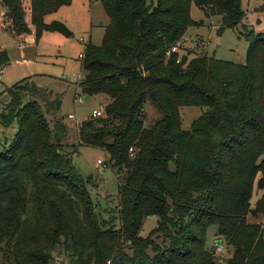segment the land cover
Segmentation results:
<instances>
[{
	"label": "trees",
	"instance_id": "16d2710c",
	"mask_svg": "<svg viewBox=\"0 0 264 264\" xmlns=\"http://www.w3.org/2000/svg\"><path fill=\"white\" fill-rule=\"evenodd\" d=\"M100 2L109 22L99 45L85 43L79 84L85 95L107 101L101 116L76 127L77 144L64 141L69 126L59 95L27 79L7 88L0 124L16 123L17 131L0 142L4 263L50 264L62 245L77 264H217L214 247L206 246L214 225L231 251L222 264H264V193L252 203L254 188L264 189V32H247L243 63L208 53L167 55L205 18L219 19L217 34L242 24V0ZM71 3L0 0V12L19 38L33 27L37 42L53 30L45 16ZM192 5L203 20L191 17ZM8 61L0 47V68ZM147 102L162 115L146 127ZM182 106L204 108L188 130ZM81 145L105 153L119 181L116 211L93 199L92 175L72 164ZM151 216L157 224L143 237Z\"/></svg>",
	"mask_w": 264,
	"mask_h": 264
},
{
	"label": "rangeland",
	"instance_id": "374dc122",
	"mask_svg": "<svg viewBox=\"0 0 264 264\" xmlns=\"http://www.w3.org/2000/svg\"><path fill=\"white\" fill-rule=\"evenodd\" d=\"M264 0H242V8L246 18L242 24L235 28L226 29L217 34L219 19L216 16L205 18L201 26L188 28L182 45L185 49L179 52H187L189 58L208 53L216 58L232 61L245 62L249 41L246 34L264 32V12L259 7ZM0 6V10H1ZM26 19L30 21V10L26 7ZM191 17L194 20H203L204 12L201 8L192 5ZM53 20L62 22L70 31L65 36L57 31H44L39 40L35 42L32 35L19 38L9 29L10 22L0 12V47L8 52L9 61L2 66L3 73L0 77V109L8 99L7 88L19 83L23 79L27 82L33 81L38 87L48 89L61 97L59 113L65 117L69 126L68 133L64 139L66 143L77 144L76 127L91 116L95 109H99L107 101L102 94H95L77 101V95L85 97L80 89V81L84 72L80 66L79 54L84 51L85 43L89 40L95 45L102 41L105 26L109 22L100 0H72L70 5L61 6L57 11L45 16L44 21L51 24ZM31 39V40H29ZM79 87V88H78ZM204 108L199 106L180 107L181 126L188 130L191 123L197 118ZM74 118H68V114ZM161 112L151 103L147 102L144 109V125L161 117ZM17 131V124L3 127L0 124V142L8 140ZM106 160L103 150L81 145L78 151L72 155V164L79 172L91 177L90 188L93 199L103 205L109 211H116L118 206L119 181L114 171L98 163ZM105 163V162H104ZM264 189L254 188L252 203L261 197ZM155 217H147L143 222L140 235L145 237L156 226ZM219 241L222 252L218 255L220 263L231 255L225 240L217 237V227L212 225L206 231V246L208 249L214 247ZM52 262L50 264H77L76 260L66 252L62 245H57L52 250ZM0 264L4 263L0 253Z\"/></svg>",
	"mask_w": 264,
	"mask_h": 264
},
{
	"label": "built area",
	"instance_id": "2783aa9c",
	"mask_svg": "<svg viewBox=\"0 0 264 264\" xmlns=\"http://www.w3.org/2000/svg\"><path fill=\"white\" fill-rule=\"evenodd\" d=\"M184 43H185V40L182 39V40L179 42V46H177V45H176V46H172V47L170 48V50L166 52V54L169 55V53H170L171 51H177V52H180L181 49H182V50H185L184 47L182 46ZM79 57L82 58V54L79 55ZM176 62H179V58L176 60ZM2 73H3V68L1 67V68H0V77H1ZM78 88H79V87H78ZM80 89H81V88H80ZM83 99H84V97H83L82 95H80V94L77 95V101L80 102V101H82ZM102 114H103V107H100L99 109H95V110H93L92 113H91V116H92V117H99V116H101ZM68 118H71V119H72V118H74V115L70 113V114H68ZM129 151L131 152V154L134 153L133 148H130ZM98 163L101 164L102 166H105V163H104L102 160H100V159L98 160ZM261 228L264 229V210L262 211V223H261ZM221 252H222V246L219 244V241H218V242H215V244H214V253H215L216 257H217L218 262H220V258L218 257V255H219Z\"/></svg>",
	"mask_w": 264,
	"mask_h": 264
},
{
	"label": "water",
	"instance_id": "95a60500",
	"mask_svg": "<svg viewBox=\"0 0 264 264\" xmlns=\"http://www.w3.org/2000/svg\"><path fill=\"white\" fill-rule=\"evenodd\" d=\"M50 25H51V27H52V29H53L54 31H57V32H59V33L65 35V36L70 35V31H69V29H68V28H67L62 22H60V21H58V20H53V21L51 22ZM87 97H88V96L85 95L84 98H87ZM102 107H103V106H102ZM213 253H214V251H213ZM213 261H214V262L216 261V257H214Z\"/></svg>",
	"mask_w": 264,
	"mask_h": 264
},
{
	"label": "crops",
	"instance_id": "0c3cea01",
	"mask_svg": "<svg viewBox=\"0 0 264 264\" xmlns=\"http://www.w3.org/2000/svg\"><path fill=\"white\" fill-rule=\"evenodd\" d=\"M52 31H54V30H52ZM12 32V31H11ZM29 40H31V39H29ZM89 40H90V38H89ZM2 48V47H1ZM5 49V48H4ZM79 55H81V54H79ZM102 107V106H101Z\"/></svg>",
	"mask_w": 264,
	"mask_h": 264
}]
</instances>
